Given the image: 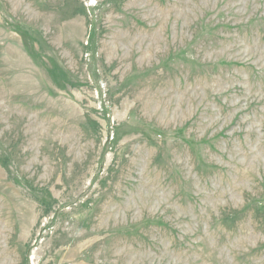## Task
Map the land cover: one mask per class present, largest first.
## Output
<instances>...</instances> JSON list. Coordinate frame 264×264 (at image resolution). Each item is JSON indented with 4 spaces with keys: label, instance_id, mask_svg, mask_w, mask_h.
Instances as JSON below:
<instances>
[{
    "label": "rangeland",
    "instance_id": "374dc122",
    "mask_svg": "<svg viewBox=\"0 0 264 264\" xmlns=\"http://www.w3.org/2000/svg\"><path fill=\"white\" fill-rule=\"evenodd\" d=\"M0 264H264V0H0Z\"/></svg>",
    "mask_w": 264,
    "mask_h": 264
}]
</instances>
